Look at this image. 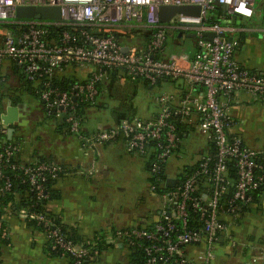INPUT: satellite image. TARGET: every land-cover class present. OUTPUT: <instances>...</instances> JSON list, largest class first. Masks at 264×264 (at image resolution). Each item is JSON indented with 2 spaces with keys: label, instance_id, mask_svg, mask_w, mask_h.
I'll return each mask as SVG.
<instances>
[{
  "label": "built area",
  "instance_id": "obj_1",
  "mask_svg": "<svg viewBox=\"0 0 264 264\" xmlns=\"http://www.w3.org/2000/svg\"><path fill=\"white\" fill-rule=\"evenodd\" d=\"M258 1L264 0H0V24L18 25L0 38V64L12 60L28 80L44 81L39 94L50 117L63 118L70 131L79 135L85 150L118 140L134 155L145 157L152 148L151 190H162L158 219L150 227H127L110 237L142 249L143 264H216L217 245L223 238L237 246L229 218L237 220L254 200V193L264 190V144L255 147L245 141L235 131L240 121L231 114L239 93L264 102V73L238 62L235 42L224 36L232 28L223 23L229 17L253 18L261 8L256 6ZM31 4L60 6L63 21H17L16 8ZM223 4L228 10L213 21L214 11ZM162 5H199L200 11L177 14L164 23L159 12ZM58 24L72 25L75 31H65L62 43H51L47 40L50 26ZM124 27L145 28L150 37L143 46L125 47L115 32ZM170 30L195 33V52L164 57ZM69 65H77L86 78L63 90L52 79ZM114 72L151 85L163 78H181L187 88L181 96L169 92L155 95L158 111L154 118L133 116L82 133L78 106L94 102L100 86L108 83ZM190 126L208 141V151L182 182L167 186V179L174 177L167 174V165L181 147L180 132ZM7 133L8 125L2 120L1 192L12 188L5 168L16 167L12 158L21 151V144L7 142ZM22 168L39 199L47 197L44 181L48 176L57 179L64 172L55 161ZM201 177L208 182L206 190L199 189ZM18 214L42 226L51 249L69 257L71 264H84L91 256L94 245L75 242L54 217L27 208ZM257 260H264L263 252Z\"/></svg>",
  "mask_w": 264,
  "mask_h": 264
},
{
  "label": "crops",
  "instance_id": "obj_2",
  "mask_svg": "<svg viewBox=\"0 0 264 264\" xmlns=\"http://www.w3.org/2000/svg\"><path fill=\"white\" fill-rule=\"evenodd\" d=\"M256 6L261 7L258 11H261V15L264 14V1H258ZM258 11L250 19L229 17L224 24L232 30L227 31L225 36L235 42V56L241 65L264 73V20L259 21L261 15ZM217 15L218 13L213 17ZM144 29L116 28V33L125 47L143 46L147 32ZM6 31L10 29L1 25L0 36L3 37ZM187 34L189 33L170 30L163 56L185 52L193 54L196 50L195 37L191 38L193 42L190 48L183 46V38H190ZM131 82L134 94L143 85L149 98L155 88L177 96H181L187 88L181 78H163L154 85H147L143 81L137 84ZM34 85L27 84L23 69L12 60H5L0 64V116L7 114L8 110L12 114L14 122L11 126L15 128L13 140L19 139L21 142L19 160L33 163L39 158H46L63 167V174L52 186L54 196L46 203V209L54 213L69 230H75L82 243L93 242L98 235H105L109 246L93 256L89 264H130L131 248L125 241L114 242L110 237L127 227L152 226L158 219L161 205L155 203V198L158 199L153 193L146 200L144 195H140L134 205L124 199L128 182H123V171L118 167L122 164L123 152L131 156L134 162L144 156L127 152L122 140L98 145L93 151L85 150L78 135L66 132L58 118L46 113ZM104 88L96 100V106L86 114L83 129L87 133L119 123L120 114L116 111L122 98L125 93L132 95L120 85H106ZM109 99L117 102L113 106L111 121L100 112L112 105ZM235 100L234 107L236 113H239L237 118L240 121V126L235 131L249 144L262 146L264 102L255 101L243 93H239ZM152 101L150 112L140 118L151 119L157 115L156 102ZM132 102L134 104V100ZM132 114L139 117L135 115V110ZM196 132L199 133L191 126L186 127L183 141L191 140ZM208 147L207 141L199 148L198 156L190 164L196 163L206 154ZM243 211L237 220L229 218V230L237 246L234 248L228 238H223L217 245L216 264H264V260H257L259 253L264 254V194L256 197ZM4 220L7 242L0 247V264H69L68 257L51 250L46 233L37 226L12 211L7 213Z\"/></svg>",
  "mask_w": 264,
  "mask_h": 264
},
{
  "label": "trees",
  "instance_id": "obj_3",
  "mask_svg": "<svg viewBox=\"0 0 264 264\" xmlns=\"http://www.w3.org/2000/svg\"><path fill=\"white\" fill-rule=\"evenodd\" d=\"M222 14V9L221 8H217L214 11V14ZM237 17V16H235ZM217 17L214 16L212 18V20H216ZM226 21H223V23H227L228 20L225 19ZM2 26H7L8 29L10 30H17L18 25L14 24V23H7V24H2ZM50 30L51 33L49 34V36L47 37V40L49 42H55V43H62V38H63V33L65 31L68 32H74L75 31V27L72 25H51L50 26ZM116 32V30H115ZM117 34V33H116ZM119 36V34H117ZM150 37V31L146 32V41L149 39ZM86 78V73L84 71H82L77 65H69L67 67H65L64 71L57 73L52 81L55 85H58L61 89L66 90L69 89L71 87V85L77 81H84ZM27 79V78H26ZM161 80V79H160ZM160 80L158 82H160ZM126 81H133V84H137L140 81L143 80H131L130 78L126 77L125 75H120L119 72H114L111 75V80L100 86V93L103 92V90L105 89L104 87H106V85H120L121 84H125ZM43 80H35V81H31L27 79V84L29 85H34L35 89L37 90L38 95L40 89L43 87ZM145 84H149L147 81H143ZM122 87V86H121ZM133 87V86H132ZM98 98V97H97ZM97 100V99H96ZM96 100L94 102H83L80 103V105L78 106V115L82 118L81 121V132L85 133L86 131H84L83 129V123L85 121L86 118V114L90 111V109L93 106H96ZM132 95L127 94L122 98V103L119 107V109H117V113L120 114L119 119H125V118H131L134 115L132 114V111L134 110V104L132 102ZM59 121L62 123V128L65 129L66 132L70 133V134H75L73 132L70 131V127L69 124L66 123L64 121L63 118H58ZM120 120V121H121ZM119 121V122H120ZM87 133V132H86ZM78 135V134H75ZM79 136V135H78ZM180 136L182 138V140H184V131L180 132ZM7 142H12V143H18L21 144L20 140L16 139V140H8L7 136H6ZM246 141V140H245ZM179 147L176 152L180 151ZM153 152L152 148L149 149V152L145 155V157L148 159V170H149V165L152 159V156L150 153ZM20 153V152H19ZM19 153H17L16 155L13 156L12 158V162L14 164H16V167L13 169L11 167H7L6 169V173L9 174L11 176V180H12V188L8 191H0V247L2 244H5L7 242V236H6V232H5V216L7 215V213H9L10 211L18 214L19 210L22 208H27L29 210H34V211H38L41 213H46L48 215H50L51 217H54L56 219V221L61 224L63 231L72 239L75 240V242L78 243H82L81 239L78 238V236H76L77 232L75 230H69L62 222L61 220L52 212L48 211L46 209V203L48 202V200L50 198H52L53 195V190H52V186L55 183L56 179L52 177V175L48 176V179L46 181H44V185H45V189H46V194L47 197L45 198H41L39 199L37 197V193L35 191L34 185L31 183L30 181V177L29 174H26L24 169L22 168V166H36L37 164H39V162H48V161H53L51 159H46V158H39L38 160H36L33 163H23L19 160ZM197 162L191 164L190 166H188L187 169H185V175L190 174L191 172L194 171V169L197 167ZM162 177H165L164 175ZM153 177L150 178L151 182H153ZM1 182H0V186H1ZM198 186L199 189H207L208 188V182L206 180L205 177H201L199 182H198ZM233 188L231 187L229 190V193H226L224 196L225 198H229L231 196V192H232ZM162 190L159 189V193H161ZM264 194V190H258L254 193V199L256 197H260ZM244 212V211H243ZM196 217V216H195ZM28 221V220H26ZM31 224H34L35 226H37L39 229L43 230L42 226L37 225L35 223V221H28ZM142 227V226H140ZM84 244H87V242H85ZM89 244L94 245V248L91 252V256L84 262V264H89L91 258L95 255H98L99 253H101V251L105 248H107L109 246V244L107 243V241L105 240V235L101 234L98 235L95 240L93 242H90ZM50 246V243H49ZM51 248V246H50ZM132 250V259H131V263L130 264H143L144 262V253L143 250L135 247V246H131L130 247ZM52 250V249H51ZM53 251V250H52ZM56 254L61 255L60 252L58 251H53ZM69 259V264H71V259L68 257Z\"/></svg>",
  "mask_w": 264,
  "mask_h": 264
},
{
  "label": "rangeland",
  "instance_id": "obj_4",
  "mask_svg": "<svg viewBox=\"0 0 264 264\" xmlns=\"http://www.w3.org/2000/svg\"><path fill=\"white\" fill-rule=\"evenodd\" d=\"M264 20V14L260 16L259 21ZM1 26V25H0ZM2 36H0L1 38ZM183 46H186V48H190L192 46L193 40L191 38L184 37L183 38ZM184 48V47H182ZM172 51H176L175 49H171ZM123 88H125L129 93H132V100H134L135 104V115L139 117L146 116L150 110L151 107L150 103L152 100H154V96L162 93L163 89L161 88H155L154 93L152 97H148L147 94H145V86L140 85L138 88V93L134 94V89L132 87L131 81H126L125 84H121ZM126 94V93H125ZM152 99V100H151ZM108 100V98H107ZM106 101V100H105ZM109 102H112V105L108 108L101 109L100 112L103 115H105L109 120L111 121L113 116V106L116 102V100L109 99ZM153 102V101H152ZM231 114L233 117L238 119V114L236 113L235 107L232 108ZM206 139H204L199 133H195L194 137L191 140H185L182 142V148L178 153H174L172 157L170 158V161L168 163V171L174 175L175 169L178 168V171L185 172V169L190 166L191 162L196 159L198 156V150L201 146H204L206 144ZM122 164L118 167L119 170H122L121 175L123 177V182H128V190L125 193L124 199L131 201L133 205L139 200L140 195L145 196V200L152 197V192L150 190V174L148 171V159L145 157L137 158L136 162L132 161V157L122 153L121 157ZM147 164V165H146ZM131 166V167H130ZM127 167V168H126ZM175 176V175H174ZM125 182V183H126ZM156 196V195H155ZM158 198V197H157ZM160 199L156 200L155 203L158 205L162 204V198L159 196ZM154 200V199H153ZM151 202H154L151 200ZM145 204V203H142ZM155 204V205H156ZM159 205V206H160Z\"/></svg>",
  "mask_w": 264,
  "mask_h": 264
},
{
  "label": "water",
  "instance_id": "obj_5",
  "mask_svg": "<svg viewBox=\"0 0 264 264\" xmlns=\"http://www.w3.org/2000/svg\"><path fill=\"white\" fill-rule=\"evenodd\" d=\"M221 9L225 13L228 10V6L223 4L221 5ZM199 11V5H162L159 9L161 20L164 23L169 22L170 19L176 14H189L193 12H195V14H199ZM16 18L20 20H48L57 23H61L63 21L61 7L58 5H20L16 8ZM207 35L209 38H211L210 34ZM187 36L190 38H194L196 34L189 33L187 34ZM228 39L229 41H232V38ZM12 118L13 117L10 110H8L7 114H3L0 116V119L3 120V123L8 125V140L14 139L15 128L11 126L14 122ZM176 183L177 179L174 177H169L167 179V186L174 187Z\"/></svg>",
  "mask_w": 264,
  "mask_h": 264
},
{
  "label": "flooded vegetation",
  "instance_id": "obj_6",
  "mask_svg": "<svg viewBox=\"0 0 264 264\" xmlns=\"http://www.w3.org/2000/svg\"><path fill=\"white\" fill-rule=\"evenodd\" d=\"M147 167H148V165H147ZM149 171V170H148ZM166 172H167V174H171V175H173L172 173H170L169 171H168V168L166 169ZM149 174H150V178H152V175H151V173H150V171H149ZM175 175V176H174ZM174 177L177 179V184H179L180 182H182V180H183V178L185 177V172H183V171H178V168H176L175 169V172H174ZM149 185H150V190H151V181H150V183H149ZM151 192L153 193V195H156V197H158L157 199H160L159 198V193H155V192H153L152 190H151Z\"/></svg>",
  "mask_w": 264,
  "mask_h": 264
}]
</instances>
